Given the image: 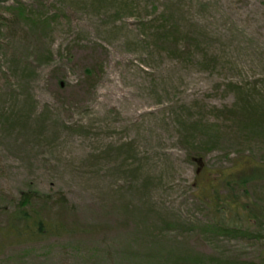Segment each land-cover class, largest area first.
I'll return each instance as SVG.
<instances>
[{"label":"rangeland","instance_id":"374dc122","mask_svg":"<svg viewBox=\"0 0 264 264\" xmlns=\"http://www.w3.org/2000/svg\"><path fill=\"white\" fill-rule=\"evenodd\" d=\"M244 105L264 0H0V264H264V180L225 182L264 168Z\"/></svg>","mask_w":264,"mask_h":264},{"label":"trees","instance_id":"16d2710c","mask_svg":"<svg viewBox=\"0 0 264 264\" xmlns=\"http://www.w3.org/2000/svg\"><path fill=\"white\" fill-rule=\"evenodd\" d=\"M173 32H176V29H172ZM242 116L247 120L248 123L255 124L257 126H264V113L262 114L261 111H258L254 108H251L247 105H244L242 110H241ZM259 180H264V168L259 165L257 168H252V172L244 173L240 177H233L231 179H226V184L228 185H233V186H240V185H245L249 182H254V181H259ZM235 188V187H232ZM43 197V196H42ZM40 197V199L42 198ZM39 197L37 198V200ZM217 199H219L217 197ZM33 197H30L29 195H23L20 198V202L18 205V209H22L21 207H27L32 203ZM220 201V200H218ZM58 202L61 205H64L67 203V198L64 195H60V199ZM226 206L231 205L230 204H225ZM225 205L223 204L222 206H217L216 212H224ZM239 208V207H238ZM239 209H242V215L243 217L247 218L248 220H252V216L254 215L253 209L249 204H245V207H241ZM18 218L23 219L24 221L31 220L33 225L35 226V229L39 231V235H45L46 233L48 234H55V233H62L63 231V223L61 222L60 224L56 223L54 220L51 218L45 217L41 212H33L32 215L28 214V212L22 213ZM17 218V219H18ZM32 218V219H31ZM19 219V220H20ZM27 227L30 229L32 226L29 224ZM27 228V229H28ZM25 232L23 230L18 231V235H23Z\"/></svg>","mask_w":264,"mask_h":264},{"label":"water","instance_id":"95a60500","mask_svg":"<svg viewBox=\"0 0 264 264\" xmlns=\"http://www.w3.org/2000/svg\"><path fill=\"white\" fill-rule=\"evenodd\" d=\"M197 161L199 162L200 165H202V160L201 159H198Z\"/></svg>","mask_w":264,"mask_h":264}]
</instances>
